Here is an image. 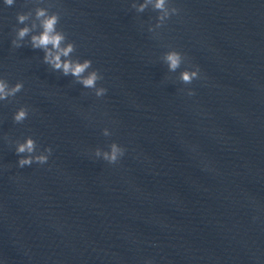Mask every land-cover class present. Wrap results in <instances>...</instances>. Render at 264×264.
I'll list each match as a JSON object with an SVG mask.
<instances>
[{"label": "water", "instance_id": "obj_1", "mask_svg": "<svg viewBox=\"0 0 264 264\" xmlns=\"http://www.w3.org/2000/svg\"><path fill=\"white\" fill-rule=\"evenodd\" d=\"M174 2L179 13L153 32L158 10L132 0L0 5V77L23 82L0 100L5 264H264V0ZM37 6L59 13L104 96L46 64L31 32L12 45L16 13L31 25ZM168 47L201 77L183 85ZM25 135L52 147L45 164L17 167ZM113 139L126 148L118 163L92 155Z\"/></svg>", "mask_w": 264, "mask_h": 264}, {"label": "clouds", "instance_id": "obj_2", "mask_svg": "<svg viewBox=\"0 0 264 264\" xmlns=\"http://www.w3.org/2000/svg\"><path fill=\"white\" fill-rule=\"evenodd\" d=\"M15 0H0V5L11 6ZM136 10L143 11L149 5L158 10L154 24H149L148 31L153 32L160 29L168 19L179 13V8L174 0H132ZM35 20L31 25L25 23L29 19V13L26 11H18L16 13L15 38L11 41L13 46H19L23 38L31 32L29 37L33 48H41L44 52L43 61L50 65L53 70H59L61 74L76 78V80L85 89H91L96 97H102L107 92V88L97 81L103 79L102 73L92 66V60L84 57H74L72 53L75 51V44L68 39L60 28L57 27L59 21V13L50 11L44 6H37L32 13ZM39 26V31H33ZM163 62L166 64L170 72H175L178 68V80L183 85H189L194 79L201 77V70L198 64H191L186 59L184 53L175 47H168L163 52ZM184 64V67L181 65ZM23 87V82L17 80L11 85L7 80L0 77V100H5L10 96H14ZM188 96L194 95L195 90L191 87L181 89ZM28 116V110L23 106H19L12 114L15 122H21ZM105 135L112 134L109 127L103 129ZM53 149L49 145H44L41 150H37L36 140L31 135H25L23 139L15 141V152L18 154L16 165L22 168L33 163L45 164L49 160ZM126 148L123 144L116 140H111L106 147H96L92 149V155L100 158L109 164L118 163L124 156ZM0 264H5L3 258H0ZM143 264H155L151 257H145Z\"/></svg>", "mask_w": 264, "mask_h": 264}]
</instances>
